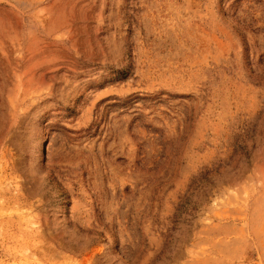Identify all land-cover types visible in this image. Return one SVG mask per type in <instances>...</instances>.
Segmentation results:
<instances>
[{
    "label": "rangeland",
    "instance_id": "obj_1",
    "mask_svg": "<svg viewBox=\"0 0 264 264\" xmlns=\"http://www.w3.org/2000/svg\"><path fill=\"white\" fill-rule=\"evenodd\" d=\"M0 264H264V0H0Z\"/></svg>",
    "mask_w": 264,
    "mask_h": 264
}]
</instances>
